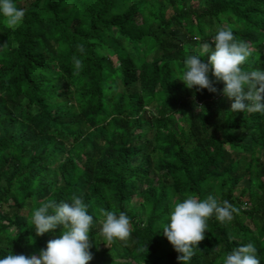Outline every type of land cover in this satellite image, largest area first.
Wrapping results in <instances>:
<instances>
[{
  "label": "trees",
  "instance_id": "obj_1",
  "mask_svg": "<svg viewBox=\"0 0 264 264\" xmlns=\"http://www.w3.org/2000/svg\"><path fill=\"white\" fill-rule=\"evenodd\" d=\"M13 2L25 17L13 30L0 15V258L38 255L62 229L36 236L33 211L82 194L89 264H180L163 226L175 203L213 195L240 212L210 218L188 264L248 243L264 264V114L232 113L222 82L179 80L221 27L254 49L242 67L264 70V0ZM101 209L130 218L126 245L105 246Z\"/></svg>",
  "mask_w": 264,
  "mask_h": 264
},
{
  "label": "clouds",
  "instance_id": "obj_2",
  "mask_svg": "<svg viewBox=\"0 0 264 264\" xmlns=\"http://www.w3.org/2000/svg\"><path fill=\"white\" fill-rule=\"evenodd\" d=\"M0 15L4 17L6 26L15 30L22 24L25 10L18 8L13 0H0ZM78 49L84 51L82 45ZM253 51L247 42L236 39L231 28L221 27L210 42L200 45L199 55L192 54L185 58L182 78L179 80L188 89H207L209 93H216L214 83L222 82V94L233 101L230 107L232 113L264 114V70H245L242 67ZM205 54H209L207 63L201 60ZM73 59L76 68L81 69L82 61L75 57ZM239 212L240 209L228 201L220 202L213 195L203 200L188 195L183 202L174 204L162 234L181 254L177 257L180 264H188L198 244L205 239L208 220L215 216L217 221L228 223ZM100 213L103 216L100 234L106 242L105 246L117 241L126 245L132 233L130 218L124 212L117 215L114 211L101 209ZM31 223L36 236L55 230L58 226L62 229L61 235L49 240L38 255L10 253L0 258V264H89L92 260L89 233L93 217L88 214L82 194H73L71 203L53 200L42 202L33 211ZM256 252V247L248 243L227 254L223 264H260Z\"/></svg>",
  "mask_w": 264,
  "mask_h": 264
}]
</instances>
